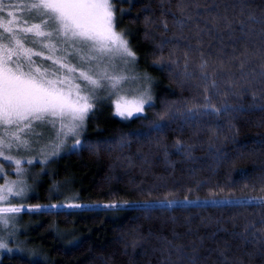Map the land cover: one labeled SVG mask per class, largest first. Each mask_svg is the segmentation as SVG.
Wrapping results in <instances>:
<instances>
[{
    "label": "trees",
    "instance_id": "trees-1",
    "mask_svg": "<svg viewBox=\"0 0 264 264\" xmlns=\"http://www.w3.org/2000/svg\"><path fill=\"white\" fill-rule=\"evenodd\" d=\"M177 3L125 0L117 4L126 9L118 30L126 32L141 71L152 81L154 107L146 108L144 118L122 120L113 115L109 104L99 105L87 121L82 140L99 143L101 149L67 151L38 188L14 201L25 205V210L19 213V230L10 242L22 251L4 253L0 264H190L192 258L197 264H264V209L235 202L264 196V112L251 110V93L257 94L256 104L264 94L261 57L251 55L241 69L245 49L255 54L264 37L260 24L250 25L254 32L247 39L238 27L249 15L264 16V0H185L201 7L219 4L221 12L227 6L237 26L231 34L219 26L222 43L215 31L201 33L202 39H197L196 25L203 28L202 20L178 28ZM190 11L195 18L196 10ZM145 16L152 23L145 25ZM200 16L208 18L206 13ZM173 38L187 43H168L161 51V42ZM185 51L190 52L191 77L184 75ZM200 52L210 60L207 72H216L213 78L220 95L211 87L204 91L210 81L202 78L198 67ZM161 57L163 66L157 63ZM168 60H177L179 66L168 67ZM249 73L254 75L244 85L247 90L232 88L233 82L244 84L242 76ZM233 91L239 95H232ZM205 96L217 107L227 103L249 110L204 116L196 124L177 119L149 135L156 114L167 105H203ZM229 121L238 133L229 128ZM122 136L130 141L125 147L118 143ZM178 140L192 146L190 157L177 151ZM0 162L9 173L8 163ZM8 177L15 176L9 173ZM185 197L193 205L149 211L136 203ZM219 198L232 202L211 201ZM124 202L128 203L120 209L103 207ZM77 204L82 207H69ZM48 205L58 207L48 209ZM35 206L40 209L31 210Z\"/></svg>",
    "mask_w": 264,
    "mask_h": 264
},
{
    "label": "snow or ice",
    "instance_id": "snow-or-ice-1",
    "mask_svg": "<svg viewBox=\"0 0 264 264\" xmlns=\"http://www.w3.org/2000/svg\"><path fill=\"white\" fill-rule=\"evenodd\" d=\"M123 2L125 0H0V161L7 162L9 167L14 166V175L17 177L14 180L7 179L8 173L5 171L4 163L0 162V179L4 180V183L0 184V225L5 229L10 225V221L15 220L17 214L25 210V205L14 204L12 200L24 198L29 185L25 179L27 169L23 165L33 163L31 159L18 158L12 153H19L21 149L33 150L32 142L26 136L29 133L42 135L34 131L35 126H49L55 130L54 140L45 146L47 153L45 147H42L41 155L57 157L65 149L99 151L102 147L99 143L81 139L90 116H95L98 111L99 102L107 101L113 108V115L125 120L133 116L144 118L145 106L154 107L151 79L147 76L143 77L145 84L139 95L129 99L127 95L122 94L126 82L140 79L138 76L126 74V70L131 71L130 65L135 63L137 55L126 38V32L118 30L126 9L118 8L117 4ZM161 7H164L163 2ZM177 8L180 18L175 23L181 30L196 20H202L203 28L199 23L196 25L197 39H202L201 33L210 35L215 31L222 43L219 26L226 28L230 34L237 26V22L229 18L227 6L221 12L219 4L201 7L199 4L178 0ZM193 8L197 12L195 18L190 11ZM243 10L241 8V12ZM200 13H206L208 18L203 19ZM173 15L175 16V13ZM33 20H39V23L32 22ZM150 23L151 18L145 16V25ZM252 24L262 26L261 36L264 37V16L249 15L247 21L238 22L242 38L247 39L249 34L254 32L250 27ZM163 27L168 31L167 21H163ZM168 43L187 41L183 38L165 39L159 45L160 50L163 51ZM188 47L191 49V45ZM85 51L87 54H84ZM73 53L79 56V65L69 61L68 57ZM251 55L261 57L262 70L259 76L264 81V44L255 54H250L245 49L241 69L244 63L250 61ZM183 58L184 75L191 77L193 73L187 71L190 52L185 51ZM199 58L201 63L198 67L202 78L210 81L204 91L207 92L208 87H211L217 89L216 95H220L219 85L213 78L216 72H207L210 60L203 52L199 53ZM38 59L40 63L37 62ZM45 61L50 62V67L43 66ZM157 63L163 66L164 58L161 57ZM174 65L179 66V62L168 60V67ZM253 75L249 73L242 76L244 84L233 82L232 88H244V85L249 84V77ZM223 95L226 97L228 93ZM232 95L239 93L233 91ZM251 98L254 101L251 110L264 112V94L259 97L260 104L255 103L258 99L256 92L251 93ZM204 101L203 105L185 103L183 108L175 104L167 105L161 113L156 114L155 121L149 126V135L153 131H163L169 122H175L177 119H182L184 124H196L204 116H221L224 113L249 110L227 103L217 107L209 96H205ZM229 128L234 133L239 131L230 121ZM35 142L39 143V140ZM118 143L125 147L130 141L122 136ZM108 147L111 149L112 145ZM176 149L188 157L191 156V145L178 140ZM196 187L199 188L200 184ZM188 191L191 192L192 189ZM235 202L264 209V197L237 198ZM127 203H108L103 207L120 209ZM136 203L138 206L143 204L149 211L156 207L175 208L193 205V201L187 197L183 200ZM45 207L51 209L58 206ZM69 207L79 208L82 205ZM39 209L40 206H35L31 210ZM11 228L12 231H8L7 236H0V256L5 252H13L7 241L15 235V224H11ZM69 244L75 245L76 242L69 241ZM16 251L22 250L17 247ZM177 251L180 249L177 248ZM190 264H197L195 258L190 260Z\"/></svg>",
    "mask_w": 264,
    "mask_h": 264
},
{
    "label": "rangeland",
    "instance_id": "rangeland-1",
    "mask_svg": "<svg viewBox=\"0 0 264 264\" xmlns=\"http://www.w3.org/2000/svg\"><path fill=\"white\" fill-rule=\"evenodd\" d=\"M32 22L39 23V20H33ZM29 46H31V45H29ZM69 51H71V49ZM84 54H87L86 51ZM68 59L72 64L79 65V63H80L79 56L75 53L70 55L68 57ZM37 62L40 63L39 59ZM117 63L119 64V62H117ZM43 66L44 67H50V62H48V61L43 62ZM121 67H123V66L121 65ZM130 68H131V71L126 70V74H128L129 76H133V75L138 76V77H140V79L137 81L130 80L123 85L122 94L127 95L129 99L133 98V96L139 95V93L143 90V87L145 84L143 77H145V76L149 77L146 73L141 71V68L139 67L137 60L135 61V63L133 65H130ZM153 93H154V90H152V81H151V96H152V100L154 103L155 97H154ZM101 95H103V93H101ZM106 104H109V103L107 101H101V102H99L98 107H99V105H106ZM147 107L148 106L146 105L145 111H146ZM117 117L122 119L119 116H117ZM133 117H135V116H133ZM122 120H125V119H122ZM34 131L36 133H41L42 135L36 136L33 133L27 134L26 138H28L30 140V142H32V149L33 150L32 151H24L23 149H21V151L19 153H16V152L12 153L13 155H16L18 158H27V159H31L33 161V163L31 165H29L27 163H25L23 165V167L25 169H27V174H26L25 179L27 180V183L29 185V188H28L26 194H28L30 191L33 192L34 189L38 188L43 183V179L45 178L46 174L53 171V164L56 162L57 158H59L62 154L67 153V151H71L70 149H65V150L61 151L57 157H50L47 155H41L40 149L42 147H45L46 145H48L49 143H51L54 140L55 130L49 126L41 127V126L37 125V126H35ZM81 139H82V137H81ZM36 140H39V143H36L35 142ZM70 142L71 141H69V143ZM45 153H47L46 147H45ZM41 160H44L45 162L41 163L40 162ZM8 171H9V173L14 174V166L11 167V169H8ZM16 178H17L16 176L14 178L13 177H7V179H9V180H14ZM0 184H2V183H0ZM55 187H57V184H55ZM26 194H25V196H26ZM25 196H24V198H25ZM255 197H257V196H255ZM262 197H264V196H262ZM245 198H250V197H244L241 199H245ZM17 199H19V198H17ZM15 200L16 199H13L12 203H14ZM211 201L212 202H214V201L225 202L227 200L224 198H219V199H211ZM18 222H19V214H17L15 220L10 221V225L7 227V229H5V227L3 225H0V236H7V232L12 231L11 224H15V235H16V233L19 230ZM15 235L12 238H14ZM10 240H8L7 242L9 244V247L13 248V252H14L17 249V245L11 244ZM5 253H8V252H5ZM3 254H2V256H3ZM2 256H0V258Z\"/></svg>",
    "mask_w": 264,
    "mask_h": 264
}]
</instances>
